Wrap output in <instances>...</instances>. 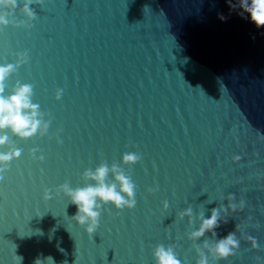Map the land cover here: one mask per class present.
<instances>
[{
  "label": "water",
  "instance_id": "water-1",
  "mask_svg": "<svg viewBox=\"0 0 264 264\" xmlns=\"http://www.w3.org/2000/svg\"><path fill=\"white\" fill-rule=\"evenodd\" d=\"M30 7L37 14L30 29L0 26V64L28 50L5 95L17 81L33 84L32 100L49 126L29 138L0 132L8 137L0 152L21 150L0 162V264H155L157 244L171 246L182 264H197L200 252L208 264H264V27L226 0H41ZM8 18L27 19L19 8ZM125 152L142 159L123 163ZM104 162L131 176L137 203L103 205L90 234L58 186L95 183L83 173ZM213 207L220 211L215 239L236 232L240 240L236 254L220 261L204 247L213 246L211 233L190 238ZM189 208L191 216L181 217Z\"/></svg>",
  "mask_w": 264,
  "mask_h": 264
},
{
  "label": "clouds",
  "instance_id": "clouds-1",
  "mask_svg": "<svg viewBox=\"0 0 264 264\" xmlns=\"http://www.w3.org/2000/svg\"><path fill=\"white\" fill-rule=\"evenodd\" d=\"M230 10L239 8L241 11L238 13L243 16L247 13L251 22L256 25L257 28L264 27V0H238V3H233L232 0H226ZM41 0H0V9H3L0 14V26H7L13 23L15 26H23L26 29H30L33 25L28 23L36 18L37 14L35 10L30 7L33 4H40ZM19 8L20 11L27 18L25 21H10L9 16L15 13V10ZM221 19L225 17L221 16ZM18 59L15 63L0 64V132L5 129L11 130L14 134L21 138H29L40 130L43 123L44 130L46 131L49 122H42L39 112V105L34 103L32 96L34 94V85L25 82H16V86L13 87L10 94L5 95V81L14 73L17 68L29 61L28 50L17 54ZM63 90L57 88L55 90V98L61 99ZM61 131V129H59ZM264 138V137H262ZM8 137L6 134L0 135V145L7 143ZM58 142L63 141L58 138ZM21 150L15 149L10 152H0V162L11 161L14 157H19ZM142 159L141 154L136 152H125L122 155V161L126 164H135ZM239 159V157H236ZM3 169H0L2 172ZM112 174V181L108 182L109 174ZM83 177L86 180L94 181L95 183L86 184L83 187L72 188L68 182L58 186L59 190H62L67 196L70 197L72 204L77 208V212L73 216V219L80 225L87 224L86 231L88 233H94L99 226V220L101 216V209L103 205L111 204L115 209L122 210L124 208H133L136 201V184L132 180L131 176L126 174L124 170L120 168L118 164H112L109 166L106 162L101 163L95 168V170L87 169L83 173ZM4 177L0 175V180ZM157 189L149 187L147 191L149 193L156 191ZM44 199L50 198V190L45 189L43 193ZM227 199L233 201L236 199L234 193H229ZM164 207H168V202L164 201ZM240 208L243 210L245 207V201L240 199ZM228 207L232 211H237L236 204L230 203ZM191 216V209H186L180 213V216ZM250 219V217H249ZM220 211L213 207L211 209V215L204 218L200 224L198 230L191 233L192 239L203 237L206 232L211 233L213 238V246H210L208 241H204V247L209 250V253L214 256L216 261L227 259L228 257L235 255L240 246V240L237 239L236 232H230L225 237L215 239L217 237L216 229L220 226ZM237 231H239V225H237ZM248 241L251 246L256 249L259 247L257 239L251 235H248ZM155 264H182L178 258V254L171 246H165L164 244H157L152 253ZM200 259L197 264H208L207 256L200 252ZM14 259L21 260V257H14ZM47 259H52L48 257ZM257 261H260L259 256L256 257ZM34 264H43V260L37 258Z\"/></svg>",
  "mask_w": 264,
  "mask_h": 264
}]
</instances>
